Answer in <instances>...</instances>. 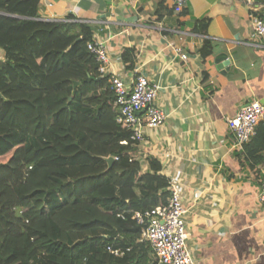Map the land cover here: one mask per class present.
<instances>
[{"label": "trees", "instance_id": "16d2710c", "mask_svg": "<svg viewBox=\"0 0 264 264\" xmlns=\"http://www.w3.org/2000/svg\"><path fill=\"white\" fill-rule=\"evenodd\" d=\"M38 9L0 0V264H150L132 215L166 203L169 182L153 158L141 170L116 121L109 76L86 48L91 27ZM121 59L133 69L130 53ZM243 148L264 159V119Z\"/></svg>", "mask_w": 264, "mask_h": 264}, {"label": "crops", "instance_id": "0c3cea01", "mask_svg": "<svg viewBox=\"0 0 264 264\" xmlns=\"http://www.w3.org/2000/svg\"><path fill=\"white\" fill-rule=\"evenodd\" d=\"M173 7L174 0H39L38 13L110 37L112 70L128 80L136 69L159 86L156 102L167 116L144 129L136 159L143 172L149 158L158 161L178 188L194 264H264L258 200L264 159L249 160L231 130L241 105H264V37L252 32L253 19L264 18V0H187L182 10ZM205 41L212 52L202 57ZM124 52L134 71L125 68Z\"/></svg>", "mask_w": 264, "mask_h": 264}, {"label": "built area", "instance_id": "2783aa9c", "mask_svg": "<svg viewBox=\"0 0 264 264\" xmlns=\"http://www.w3.org/2000/svg\"><path fill=\"white\" fill-rule=\"evenodd\" d=\"M186 1L174 0L173 8L182 10ZM252 32L258 38L264 37V19L260 16L253 19ZM109 39L106 35L99 38L92 34L86 48L97 62L100 76H109L116 121L125 126L130 133L131 144L139 149L145 144L144 129L159 127L167 114L156 102L159 86L150 83L142 72L134 71L133 67L134 73L126 80L112 70L107 48ZM173 52L181 60L188 57L179 46H173ZM263 119L264 105L259 101L252 100L241 105L234 115L231 128L234 145L241 148L248 143ZM258 200L264 211V181L260 185ZM185 211L178 188L170 184L166 203L133 213L132 218L142 226L143 239L150 243L151 264H194L193 255L187 247ZM108 250L111 251L110 248ZM114 252L118 254L117 250Z\"/></svg>", "mask_w": 264, "mask_h": 264}, {"label": "water", "instance_id": "95a60500", "mask_svg": "<svg viewBox=\"0 0 264 264\" xmlns=\"http://www.w3.org/2000/svg\"><path fill=\"white\" fill-rule=\"evenodd\" d=\"M78 83L76 81L73 82V88H72V91H71V94L73 95L74 94V91H75V88L77 87ZM71 97H69V100H70ZM108 166L111 165L112 161H113V157L109 156V157H106L105 158Z\"/></svg>", "mask_w": 264, "mask_h": 264}, {"label": "rangeland", "instance_id": "374dc122", "mask_svg": "<svg viewBox=\"0 0 264 264\" xmlns=\"http://www.w3.org/2000/svg\"><path fill=\"white\" fill-rule=\"evenodd\" d=\"M0 53L2 54L3 51L1 50ZM1 58H2V56H0V62H3V59H1Z\"/></svg>", "mask_w": 264, "mask_h": 264}]
</instances>
